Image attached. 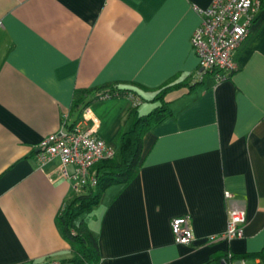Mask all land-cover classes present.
<instances>
[{"label":"crops","instance_id":"crops-1","mask_svg":"<svg viewBox=\"0 0 264 264\" xmlns=\"http://www.w3.org/2000/svg\"><path fill=\"white\" fill-rule=\"evenodd\" d=\"M211 2L0 0V264L72 255L57 217L74 193L37 145L81 120L117 151L134 105L115 96L83 110L81 90L144 87L140 114L144 101L156 106L155 89L181 80L165 95L171 114L142 138L136 177L108 187L83 219L98 264H264V2L234 52L237 69L221 80L199 74L191 45L198 9ZM231 209L245 213L242 237L208 241L225 231ZM182 215L190 216L188 245L170 228Z\"/></svg>","mask_w":264,"mask_h":264},{"label":"built area","instance_id":"built-area-1","mask_svg":"<svg viewBox=\"0 0 264 264\" xmlns=\"http://www.w3.org/2000/svg\"><path fill=\"white\" fill-rule=\"evenodd\" d=\"M260 5V0H212L207 8L198 9L201 20L192 34L191 45L198 58L200 75L211 72L221 80L237 69L234 52L247 37ZM138 103L136 99L134 104ZM37 146L40 160H58V176L70 182L76 195L94 185L93 165L115 154L114 148L94 135L92 128H86L81 120L69 127L63 124L58 131L44 136ZM230 196L225 193V197ZM244 223V211L231 209L225 231L210 236L208 241L242 237ZM170 228L176 244L188 245L193 241L189 215L173 217ZM240 264L246 263L242 260Z\"/></svg>","mask_w":264,"mask_h":264},{"label":"trees","instance_id":"trees-1","mask_svg":"<svg viewBox=\"0 0 264 264\" xmlns=\"http://www.w3.org/2000/svg\"><path fill=\"white\" fill-rule=\"evenodd\" d=\"M260 1L261 7L264 0ZM201 83L202 81L198 80L190 85L189 89H194ZM184 85L186 83L183 80L169 81L155 89V94L151 100L156 102V106L146 114H138L139 103L134 104L131 114L132 122L127 130L122 131L117 136L118 149L114 156L96 162L91 168V171L94 172V185H89L83 193L74 194L65 202L57 217V224L61 234L71 245L72 255L60 261L59 264H98L100 254L97 239L89 230L87 222L80 217L100 204L108 187L112 185L124 187L136 177L140 168L144 134L171 114L165 95ZM143 89L144 87L134 84L106 83L81 90L82 97L77 102H82L85 98V101L82 102L83 110L95 100L115 96H131L134 103L137 98L143 100L139 94V90ZM77 102H74V106L78 104ZM257 255L264 260V248ZM240 258H244V256H240Z\"/></svg>","mask_w":264,"mask_h":264},{"label":"rangeland","instance_id":"rangeland-1","mask_svg":"<svg viewBox=\"0 0 264 264\" xmlns=\"http://www.w3.org/2000/svg\"><path fill=\"white\" fill-rule=\"evenodd\" d=\"M155 106V104L154 103H152V102H150V101H144V103L142 104V106H140V110H141V112H140V114L141 113H146V112H148L151 108H153ZM93 211V210H92ZM92 211H90V212H85L81 217H80V219H86L87 217H89V215H90V213L92 212Z\"/></svg>","mask_w":264,"mask_h":264},{"label":"water","instance_id":"water-1","mask_svg":"<svg viewBox=\"0 0 264 264\" xmlns=\"http://www.w3.org/2000/svg\"><path fill=\"white\" fill-rule=\"evenodd\" d=\"M220 264H228V263L225 260H221Z\"/></svg>","mask_w":264,"mask_h":264}]
</instances>
